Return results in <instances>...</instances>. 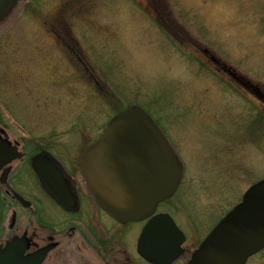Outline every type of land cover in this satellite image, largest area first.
I'll list each match as a JSON object with an SVG mask.
<instances>
[{
  "label": "rangeland",
  "instance_id": "rangeland-1",
  "mask_svg": "<svg viewBox=\"0 0 264 264\" xmlns=\"http://www.w3.org/2000/svg\"><path fill=\"white\" fill-rule=\"evenodd\" d=\"M52 27L76 37L88 75ZM198 47L245 74L259 96ZM0 94L39 135H99L142 106L186 163L158 210L202 241L264 178V0H22L0 23ZM247 264H264V248Z\"/></svg>",
  "mask_w": 264,
  "mask_h": 264
},
{
  "label": "flooded vegetation",
  "instance_id": "flooded-vegetation-1",
  "mask_svg": "<svg viewBox=\"0 0 264 264\" xmlns=\"http://www.w3.org/2000/svg\"><path fill=\"white\" fill-rule=\"evenodd\" d=\"M63 27L69 26L64 23ZM54 29L56 39L79 63L81 75H88L84 53L74 46L76 37H64ZM83 48L87 49L86 44ZM198 49L214 68L217 66L216 71L228 73L259 96L261 89L245 74L221 61L210 48ZM96 83L99 85L97 78ZM11 108L0 94V246L6 247L16 238L25 255L43 256L39 264H158L139 249V238L149 218L121 221L89 189L81 163L100 134L39 135L24 126ZM8 114H13V119ZM166 136L186 172L180 148ZM183 181L184 176L176 192ZM168 199L155 213L169 212L158 210ZM182 230L186 235L182 253L164 264H187L203 241L191 240L194 235Z\"/></svg>",
  "mask_w": 264,
  "mask_h": 264
},
{
  "label": "water",
  "instance_id": "water-1",
  "mask_svg": "<svg viewBox=\"0 0 264 264\" xmlns=\"http://www.w3.org/2000/svg\"><path fill=\"white\" fill-rule=\"evenodd\" d=\"M22 0H0V23ZM82 167L91 192L121 221L149 218L139 249L158 264L183 251L184 231L160 202L171 197L184 168L173 144L157 121L140 105L113 116L88 148ZM264 248V178L252 184L210 231L187 264H247ZM43 256L25 255L16 238L0 246V264H39Z\"/></svg>",
  "mask_w": 264,
  "mask_h": 264
}]
</instances>
